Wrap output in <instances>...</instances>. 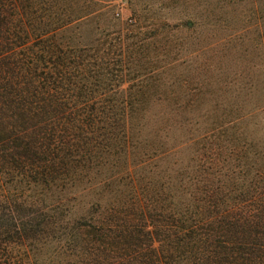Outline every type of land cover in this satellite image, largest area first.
Listing matches in <instances>:
<instances>
[{"label": "trees", "instance_id": "16d2710c", "mask_svg": "<svg viewBox=\"0 0 264 264\" xmlns=\"http://www.w3.org/2000/svg\"><path fill=\"white\" fill-rule=\"evenodd\" d=\"M107 1L0 0V264H264V103L151 110Z\"/></svg>", "mask_w": 264, "mask_h": 264}, {"label": "rangeland", "instance_id": "374dc122", "mask_svg": "<svg viewBox=\"0 0 264 264\" xmlns=\"http://www.w3.org/2000/svg\"><path fill=\"white\" fill-rule=\"evenodd\" d=\"M104 17L118 16L114 30L136 20L148 41L147 58L157 87L150 94L182 95L186 82L203 102L188 106L166 98L151 110L207 111L210 124L236 125L233 109L253 110L264 103V0H109ZM256 3V5H255ZM256 8V10H255ZM97 20L105 26L106 18ZM175 25L174 28L164 26ZM153 71V72H151ZM151 72V73H149ZM154 78V77H153ZM200 95V94H199ZM198 100V96H196ZM185 107V108H182ZM229 112V115L227 113ZM259 121L249 123L252 134Z\"/></svg>", "mask_w": 264, "mask_h": 264}]
</instances>
